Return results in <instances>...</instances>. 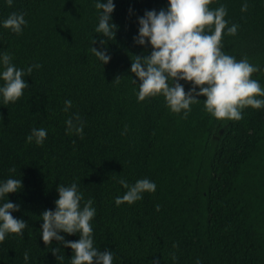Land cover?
<instances>
[{
  "label": "trees",
  "instance_id": "16d2710c",
  "mask_svg": "<svg viewBox=\"0 0 264 264\" xmlns=\"http://www.w3.org/2000/svg\"><path fill=\"white\" fill-rule=\"evenodd\" d=\"M96 3L13 0L9 7L0 0V55L10 53L20 69L41 65L25 75L29 87L15 103L5 105L0 95V182L23 183L0 205L7 199L19 204L12 215L28 224L23 236L9 233L0 242V264H70V247L44 244L41 213L55 210L59 184L74 181L81 206L92 199L96 209L94 247L111 250L113 264H264V108L246 107L238 121L218 120L205 110L204 96L186 117L172 112L163 95L138 100L131 59L152 51L133 40L138 17L166 9L168 0H113L110 22L118 29L108 41L95 31L102 12ZM245 3L248 10L241 11ZM220 5L228 26L239 25L234 36L225 29L223 51L258 66L252 78L264 88V0H213L209 7ZM13 12L26 13L22 34L3 27ZM101 39L111 56L107 64L90 51L102 47ZM180 83L186 91L192 87ZM75 115L80 121L73 123L84 125L82 138L66 132V120ZM34 128L47 130L42 145L26 142ZM121 178L130 186L147 178L156 191L117 205L115 198L127 191ZM58 246L63 261L51 251Z\"/></svg>",
  "mask_w": 264,
  "mask_h": 264
},
{
  "label": "clouds",
  "instance_id": "9594fccd",
  "mask_svg": "<svg viewBox=\"0 0 264 264\" xmlns=\"http://www.w3.org/2000/svg\"><path fill=\"white\" fill-rule=\"evenodd\" d=\"M7 5L12 7L13 0H6ZM213 0H168L167 8L159 11L146 10L143 16L138 17V35L133 40L138 45H151L152 51L148 55H135L131 59V73L139 79L138 100L143 101L147 97L163 95L167 106L174 113H181L183 110L186 117L191 111V105L199 103V96H204V108L218 120H241L242 112L246 107L254 109L264 108V88L258 80L253 79L254 73L260 69L249 62L247 57L237 60L234 56L223 51L222 39L225 29L228 35H236L239 25L228 26L225 19L227 8L220 5L211 9L209 5ZM96 9L102 10L97 33L102 34L108 40H115L118 25L112 20L111 14L115 9L113 0H106L102 3L97 0ZM248 4L241 6V11H247ZM131 11V10H130ZM26 13H11L3 21V27L10 29L16 34H22L23 27L27 25ZM101 39L100 49L92 47L90 51L103 64H107L111 56L103 47L107 43ZM97 43L94 39L93 44ZM12 55L3 53L0 55V95L5 105L15 103L24 94V89L29 84L24 79L30 75L34 68L41 67L40 64H33L26 70L17 68L12 63ZM117 76L114 80L120 82ZM172 81L171 84L169 81ZM181 80L191 82L192 87L186 91ZM137 83L136 80H133ZM199 88V91H197ZM71 100L65 101L64 111L71 108ZM73 119L80 121L79 115L69 117L66 120V132L73 131L83 137V122L78 125ZM127 129H125V132ZM123 134V133H122ZM47 138V130L44 128L32 129L26 137V142L35 140L37 145H42ZM16 169L10 168L9 172L14 173ZM119 183L127 189L122 195L115 198V203L120 205L127 202L132 204L143 198L144 192H155V182L144 178L139 179L134 185L121 178ZM22 180L19 178H8L0 182V198L21 190ZM59 198L55 200V210L45 209L41 213L42 225L41 236L46 246L55 240L64 247H70L73 254L70 264H113L114 254L111 250L100 251L94 247L92 219L96 215L92 199H88L81 206L83 194L78 184L74 181L65 186H57ZM19 204L7 199L0 205V242L6 238V234L14 233L23 236V231L28 224L23 219L12 215L19 211ZM61 232L72 235L79 233L78 240H66ZM173 247H177L176 244ZM57 260L63 261L64 255L61 247L51 249ZM29 259V254L24 253V260ZM175 260V254L172 255ZM153 264H159L154 260ZM199 264V261H197Z\"/></svg>",
  "mask_w": 264,
  "mask_h": 264
}]
</instances>
